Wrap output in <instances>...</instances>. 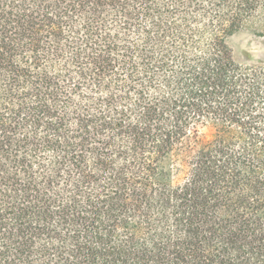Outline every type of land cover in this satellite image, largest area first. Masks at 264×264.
I'll return each instance as SVG.
<instances>
[{
  "label": "trees",
  "instance_id": "obj_1",
  "mask_svg": "<svg viewBox=\"0 0 264 264\" xmlns=\"http://www.w3.org/2000/svg\"><path fill=\"white\" fill-rule=\"evenodd\" d=\"M253 26L264 0H0V264H264Z\"/></svg>",
  "mask_w": 264,
  "mask_h": 264
},
{
  "label": "rangeland",
  "instance_id": "obj_2",
  "mask_svg": "<svg viewBox=\"0 0 264 264\" xmlns=\"http://www.w3.org/2000/svg\"><path fill=\"white\" fill-rule=\"evenodd\" d=\"M257 27L253 26L242 32L236 33L229 39V44L236 61L245 64H253L259 60H264V37L256 34ZM208 132L203 128H198L192 133L190 138H206Z\"/></svg>",
  "mask_w": 264,
  "mask_h": 264
}]
</instances>
